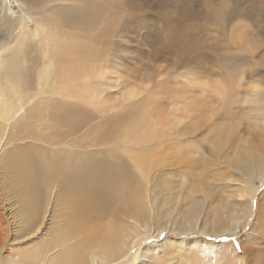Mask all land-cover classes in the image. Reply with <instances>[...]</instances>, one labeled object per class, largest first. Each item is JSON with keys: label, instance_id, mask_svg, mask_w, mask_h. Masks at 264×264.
Listing matches in <instances>:
<instances>
[{"label": "rangeland", "instance_id": "obj_1", "mask_svg": "<svg viewBox=\"0 0 264 264\" xmlns=\"http://www.w3.org/2000/svg\"><path fill=\"white\" fill-rule=\"evenodd\" d=\"M74 1L32 0L26 31L34 36L33 45L40 40L36 32L83 25L65 13ZM93 1L87 9L94 14L126 10V28L118 25L111 30L89 56L97 67H109L95 79L94 91L90 80L73 92L45 94L43 113L49 136L60 130L72 133L73 125L82 119L85 125L69 140L86 138L88 128L115 114L146 121L140 130L148 145L136 152L121 151L135 178L129 185H141L134 192V203L139 205L130 208V215L124 212L120 221L130 226L128 241L134 239L136 244L126 256L109 264L129 260L133 264H249L250 249L264 250V0ZM6 3L12 8L10 15L18 17L14 22L18 27L25 12L16 0ZM45 17L58 23L48 25ZM10 24L0 17V62L6 59L3 36L8 30L17 32ZM172 30L177 40L171 39ZM188 38L195 42L193 47L187 46ZM45 45L37 46L39 55ZM30 59L31 54L25 52L22 59L12 55L6 63L13 67ZM40 66L33 65L34 73L42 70ZM9 73L2 86L11 83L16 87L22 75L12 69ZM38 99L34 97L30 106L38 108ZM70 110L79 113L73 115V122L57 124L60 114ZM27 111L23 109L9 122L22 124ZM147 111H154L153 120L143 113ZM189 115L197 120L182 135V128L192 125ZM214 122L218 125L211 128ZM134 131L127 123V133ZM211 139L218 141L220 150H215ZM181 142L187 154L168 150ZM6 150L2 143L0 155ZM188 155L194 156L195 164L189 163ZM0 181V207L5 223L13 224L8 242L0 248V264H43L46 255L48 264L75 244L68 239L65 202L51 201L34 225L35 218L30 223L26 215L24 196L13 179H3L1 168ZM255 185L259 186L254 190ZM219 209L221 220L215 213Z\"/></svg>", "mask_w": 264, "mask_h": 264}, {"label": "bare ground", "instance_id": "obj_2", "mask_svg": "<svg viewBox=\"0 0 264 264\" xmlns=\"http://www.w3.org/2000/svg\"><path fill=\"white\" fill-rule=\"evenodd\" d=\"M16 1L25 12V15L21 16L18 27L14 24L18 17L10 15L12 8L7 5L6 0H0V17L6 18L11 23L12 29H17V32L8 30L3 36L5 37L3 49L6 52V59L0 62V145L3 143L7 147V150L0 155L1 176L4 180L7 177L14 180L15 187L24 196L29 222L32 223L35 218L34 225L41 221L39 214L43 210L47 211L51 201L65 202L67 226L70 231L68 239L74 240L75 244L60 251L48 264H109L118 261L126 256L136 244L134 239L128 241V238L132 236V233H129L130 226L120 221L124 212L127 211L130 215V208L139 205L137 202L134 203V192L141 186L140 184L134 187L129 185L135 178L124 161L121 151L130 149L136 152L148 145L141 135L146 121L142 122L143 118H138L135 122L134 118L127 119L132 115L115 114L112 118L100 121V125L91 127L92 129L88 128L84 136L86 138L69 140V136L76 134V130L85 125L84 122H80L81 119L76 121L78 124L73 125L72 133H61L60 130L59 133L49 136L45 131L47 124L43 112L47 108L43 106L45 105L43 97L47 93L55 96L63 95L58 94L61 91L73 92L76 87L83 83L87 84L90 80H93L91 91L97 89L93 86L95 79L98 80L99 76L104 75V69L109 66L97 67L93 58L89 56H93L96 46L104 41L103 38L111 30L117 28L118 25L119 28H126L125 7H121L120 10H111V14L102 15L94 14L87 9L91 3L95 4L93 0H76L69 3L65 13L69 12L70 15L77 17L83 25H71L68 28L59 25L53 32L47 29L36 32L40 37L36 45L44 46L46 43L45 50L39 55V47L31 43L34 36L26 31L30 18L27 13L28 5L32 3V0ZM120 2L124 6L123 2ZM44 21L48 25L58 23L46 17ZM170 36L172 40H177L175 30L170 31ZM18 40H24V42L15 45ZM194 43L188 38V47H193ZM25 52L31 54L30 60L22 62L21 65L15 63L13 67L6 63L12 55L22 59ZM25 63L28 64L25 65ZM36 63L41 64L39 70H42L38 73H34L33 70V65ZM10 69L22 75L16 87L11 83L2 86V82L10 76ZM77 73H81L82 76H76ZM37 96L39 99L35 102L40 106L33 108L29 103ZM107 99L109 100V94ZM23 109H28V111L22 124L10 123L11 118ZM194 112L197 111H193V114ZM76 113L77 111L70 110L69 114H60L57 124L67 125L73 122V115ZM143 113L148 114L151 117L150 120H153L154 111ZM137 114L139 115L137 117L141 116V112ZM84 115L81 116L84 117ZM189 118L192 125L184 127L187 128L185 130L182 128V135L197 120V117L193 118L191 115ZM127 123L135 130L133 133H127ZM211 125L209 128H216L218 123L214 122ZM138 128L139 130H136ZM156 140L157 138L151 143L152 147ZM176 140L179 141V139ZM210 142L213 143L215 150H220L221 145L218 141L211 139ZM168 150L177 155L187 154L182 142L168 146ZM188 161L196 163L194 156L189 157L188 155ZM202 167L204 170L207 169L206 164ZM55 183L57 187L53 188ZM258 186L255 185L254 190ZM220 212H222L221 209L215 211L217 220L222 219L223 214L221 215ZM144 218L145 214L141 216L142 220ZM131 222L135 223L134 217ZM12 228L13 224L5 223L4 213L0 207L1 250L8 242V235ZM261 230L264 235V223ZM248 257L251 258L247 261V263L250 262L249 264L260 260L262 261L259 264H264V250L250 249ZM48 258V255L43 257L42 263L45 264ZM125 264L133 263L129 260Z\"/></svg>", "mask_w": 264, "mask_h": 264}, {"label": "snow or ice", "instance_id": "obj_3", "mask_svg": "<svg viewBox=\"0 0 264 264\" xmlns=\"http://www.w3.org/2000/svg\"><path fill=\"white\" fill-rule=\"evenodd\" d=\"M222 239H224L225 241H227L229 239V237H223Z\"/></svg>", "mask_w": 264, "mask_h": 264}]
</instances>
